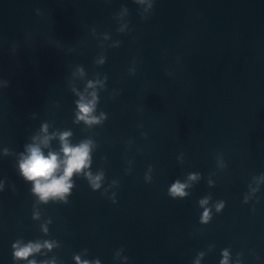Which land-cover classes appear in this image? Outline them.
<instances>
[{
    "label": "water",
    "instance_id": "95a60500",
    "mask_svg": "<svg viewBox=\"0 0 264 264\" xmlns=\"http://www.w3.org/2000/svg\"><path fill=\"white\" fill-rule=\"evenodd\" d=\"M0 264H264V0H0Z\"/></svg>",
    "mask_w": 264,
    "mask_h": 264
},
{
    "label": "clouds",
    "instance_id": "9594fccd",
    "mask_svg": "<svg viewBox=\"0 0 264 264\" xmlns=\"http://www.w3.org/2000/svg\"><path fill=\"white\" fill-rule=\"evenodd\" d=\"M80 109L83 113L81 119H86L88 114L92 111L91 105L86 104H81ZM87 122L95 121L90 120ZM69 135L70 133H64L61 136L62 150L65 156L63 161V176L59 178L54 176L60 168L58 157L52 153H49V155L45 157L38 147H31L29 149L30 155L20 164V169L24 176L31 181H35L34 192L40 196L42 201H46L50 196L55 197L67 193L71 187V184L67 182L68 178L71 177L74 172H80L87 166L86 162L88 161L89 145L84 143L77 147H70L67 143V137ZM98 179L99 177H97V180ZM41 181H43V183ZM184 188L185 185L177 182L172 186L171 192L174 195L184 196ZM205 218H207V211L205 212ZM33 250V247L29 245L17 251L15 255L18 258H24Z\"/></svg>",
    "mask_w": 264,
    "mask_h": 264
}]
</instances>
